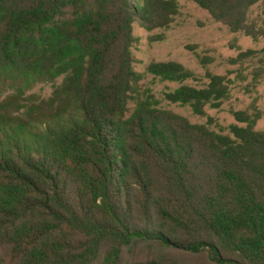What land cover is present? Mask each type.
<instances>
[{"label": "trees", "instance_id": "1", "mask_svg": "<svg viewBox=\"0 0 264 264\" xmlns=\"http://www.w3.org/2000/svg\"><path fill=\"white\" fill-rule=\"evenodd\" d=\"M193 1L264 36L249 19L264 0ZM178 12L177 0H0V264H264L259 117L234 112L244 125L228 133L192 123L158 108L133 67L134 24L166 29ZM146 72L193 76L174 61ZM207 78L166 99L204 116L229 94Z\"/></svg>", "mask_w": 264, "mask_h": 264}, {"label": "rangeland", "instance_id": "2", "mask_svg": "<svg viewBox=\"0 0 264 264\" xmlns=\"http://www.w3.org/2000/svg\"><path fill=\"white\" fill-rule=\"evenodd\" d=\"M177 2L179 12L168 28L147 31L134 24L133 67L143 74L141 89L154 97L158 108L184 116L192 123H209L218 132L228 133L231 124L244 125L235 119L236 111L258 116L255 129L264 131V57L258 52L264 47V36L255 40L244 33L231 32L193 0ZM249 19L264 27V2L250 9ZM249 50L254 53L241 56ZM169 61L182 64L193 76L177 82L146 72L151 62ZM208 72L224 76L229 88L228 98L219 108L207 106L206 114L198 116L189 106L166 99V93L181 85L205 87ZM60 82L61 79L55 84H39L31 93L46 98ZM129 109L132 112L134 104Z\"/></svg>", "mask_w": 264, "mask_h": 264}]
</instances>
